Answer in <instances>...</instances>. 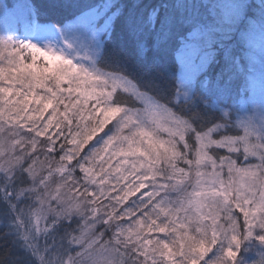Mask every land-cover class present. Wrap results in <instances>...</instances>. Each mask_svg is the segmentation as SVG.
Listing matches in <instances>:
<instances>
[{
	"label": "snow or ice",
	"instance_id": "6c2138e0",
	"mask_svg": "<svg viewBox=\"0 0 264 264\" xmlns=\"http://www.w3.org/2000/svg\"><path fill=\"white\" fill-rule=\"evenodd\" d=\"M0 264H264V0H0Z\"/></svg>",
	"mask_w": 264,
	"mask_h": 264
},
{
	"label": "rangeland",
	"instance_id": "374dc122",
	"mask_svg": "<svg viewBox=\"0 0 264 264\" xmlns=\"http://www.w3.org/2000/svg\"><path fill=\"white\" fill-rule=\"evenodd\" d=\"M257 62H259V52L257 51Z\"/></svg>",
	"mask_w": 264,
	"mask_h": 264
},
{
	"label": "trees",
	"instance_id": "16d2710c",
	"mask_svg": "<svg viewBox=\"0 0 264 264\" xmlns=\"http://www.w3.org/2000/svg\"><path fill=\"white\" fill-rule=\"evenodd\" d=\"M257 68H259V62H257ZM257 76H259V73L257 72Z\"/></svg>",
	"mask_w": 264,
	"mask_h": 264
}]
</instances>
